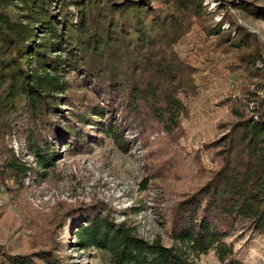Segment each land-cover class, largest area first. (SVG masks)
<instances>
[{"label": "trees", "instance_id": "16d2710c", "mask_svg": "<svg viewBox=\"0 0 264 264\" xmlns=\"http://www.w3.org/2000/svg\"><path fill=\"white\" fill-rule=\"evenodd\" d=\"M153 1L0 0V136L22 134L33 160L28 164L9 148L0 176L16 185L32 176L36 182L63 151L76 152L98 135L122 142L120 117L127 126L151 118L168 132L179 128L181 96L192 83L174 46L191 18L207 13L204 0H165L173 10L160 14ZM234 6L264 19V2ZM224 19L227 29L205 25L219 43L210 51L236 47L258 60L253 35L226 12ZM68 71L80 74L78 89L91 97L70 93ZM246 100L264 104L256 91ZM251 111L230 107L235 121L219 140L218 166L174 202L170 244L148 241L129 219L118 222L110 210L91 208L79 213L72 232L77 248L106 254L107 264H196L210 252L224 264H242L233 241L264 233V115L258 107ZM44 248L36 255L40 264H63L60 247ZM34 256H8L0 264H39Z\"/></svg>", "mask_w": 264, "mask_h": 264}, {"label": "rangeland", "instance_id": "374dc122", "mask_svg": "<svg viewBox=\"0 0 264 264\" xmlns=\"http://www.w3.org/2000/svg\"><path fill=\"white\" fill-rule=\"evenodd\" d=\"M164 1L151 2L159 14L173 10ZM241 1L247 0H204L206 18L192 17L174 46L179 59L187 63L192 83L187 95L181 96L185 110L179 128L168 132L151 118L127 126L120 117L122 142L98 135L99 141L76 152L63 151L54 166L45 170V177L36 182L32 176L16 185L0 176V262L8 256L35 255L40 264L38 251L60 247L56 251L63 264H107L106 254L82 251L74 242L72 232L79 213H88L91 208L110 210L118 222L129 219L148 241L160 237L163 244H170L174 202L191 184L202 180L205 172L218 166L219 140L235 121L230 107L247 114L258 107L264 115V104L257 106L246 100L250 90L264 101V19L234 6ZM68 8L77 11L72 5ZM225 12L253 35L258 60L236 47L229 53H222L221 48L210 51L219 43L209 34L215 30L209 32L205 25L220 23L221 29H227ZM65 75L71 83L70 93L91 97V92L78 89L79 73L68 71ZM9 148L28 164L33 163L26 154L24 137L16 130L10 136H0V158ZM72 207L85 208L67 214ZM237 239L234 249L242 264H264V233H248ZM196 264L224 263L210 252L201 255Z\"/></svg>", "mask_w": 264, "mask_h": 264}]
</instances>
